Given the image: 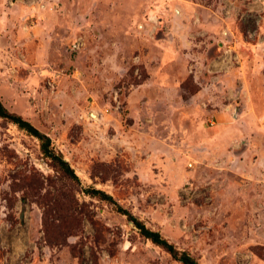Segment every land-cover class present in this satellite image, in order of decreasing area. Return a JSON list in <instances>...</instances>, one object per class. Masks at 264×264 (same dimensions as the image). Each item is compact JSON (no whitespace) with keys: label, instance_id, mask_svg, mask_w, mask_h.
<instances>
[{"label":"rangeland","instance_id":"374dc122","mask_svg":"<svg viewBox=\"0 0 264 264\" xmlns=\"http://www.w3.org/2000/svg\"><path fill=\"white\" fill-rule=\"evenodd\" d=\"M0 100L79 178L0 117V264H182L88 187L200 264H264V0H0Z\"/></svg>","mask_w":264,"mask_h":264},{"label":"trees","instance_id":"16d2710c","mask_svg":"<svg viewBox=\"0 0 264 264\" xmlns=\"http://www.w3.org/2000/svg\"><path fill=\"white\" fill-rule=\"evenodd\" d=\"M0 117L6 121L15 124L19 129L24 130L27 134L36 138L38 140L40 153L46 160L49 161L53 169L62 176V179L69 181L70 183L78 182L79 178L76 175L74 169L71 167L69 162L65 160L63 155L59 151L55 150L50 137L46 133L40 131L31 122L23 118L20 114L9 111L1 100ZM85 192L92 197H96L100 200L113 203L116 208V211L125 215L127 219L133 223L140 235L150 240L155 245H158L163 248L171 255L173 259L181 262L182 264H200L190 253L185 250H179L178 248H176V246L171 243L167 238L162 236L159 231L147 227L144 222H142L130 211L118 204L111 195L94 187L86 188ZM60 210L58 211L62 214H65V216L77 215L80 213L72 208H63ZM60 217L62 216H59V218ZM66 228V226L63 227V229ZM68 229L69 227L67 228V230Z\"/></svg>","mask_w":264,"mask_h":264},{"label":"crops","instance_id":"0c3cea01","mask_svg":"<svg viewBox=\"0 0 264 264\" xmlns=\"http://www.w3.org/2000/svg\"><path fill=\"white\" fill-rule=\"evenodd\" d=\"M19 1V0H18ZM18 1H16V0H14V2L15 3H17ZM31 7V6H30ZM29 8V7H28ZM36 8L38 9V6L36 5ZM31 8H29L28 10H30ZM183 13L185 14V10H183ZM197 24H199L198 25V27L197 26H195V27H193V28H196V29H199L200 30V33L201 34H206V33H208V30H209V27L207 26V25H200V21H198V23ZM186 31V30H185ZM186 33H187V35L186 36H183L184 38H185V40L186 41H188L189 40V36L188 35H191V33L189 32V31H186ZM199 33V32H198ZM177 41V42H176ZM176 41L174 42V43H176V46H177V43L179 44V41H178V39H176ZM175 46V47H176ZM174 50L175 51H177V52H180L177 48H174Z\"/></svg>","mask_w":264,"mask_h":264}]
</instances>
